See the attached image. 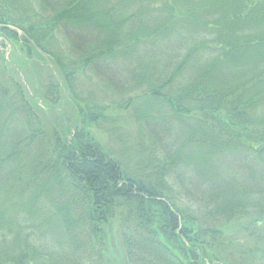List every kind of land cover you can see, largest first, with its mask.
<instances>
[{
    "label": "trees",
    "instance_id": "trees-1",
    "mask_svg": "<svg viewBox=\"0 0 264 264\" xmlns=\"http://www.w3.org/2000/svg\"><path fill=\"white\" fill-rule=\"evenodd\" d=\"M0 264H264V0H0Z\"/></svg>",
    "mask_w": 264,
    "mask_h": 264
},
{
    "label": "rangeland",
    "instance_id": "rangeland-1",
    "mask_svg": "<svg viewBox=\"0 0 264 264\" xmlns=\"http://www.w3.org/2000/svg\"><path fill=\"white\" fill-rule=\"evenodd\" d=\"M4 51H5L6 59H10V56L14 53L13 52V48L11 49V47H9V46L7 48H4ZM44 61L45 62H43V61H38V62H40L41 64L45 65L44 63H46V60L44 59ZM47 64L49 66H51L52 69L54 70L55 75L57 76L56 77V81L62 84L63 94H64L63 96H65V98L70 97L69 93L65 90V87L63 85L62 79L57 74L58 70H56L54 68V66L51 64V62H48ZM46 72H48V73L51 72V69L47 70ZM78 84H79V88L78 89H80V91H83L84 94L87 93L86 90H94V91H96L98 93L99 96H102V94L104 92L102 90V88H100V86L98 87V85L96 83V80L93 79V77L89 73L87 75L80 76L78 78ZM65 102L67 103L66 99H64V105L62 106V108L64 107V109H66L68 112L72 113L73 112V110H71V107H72L71 105L72 104L71 103L65 104ZM111 109H112V111L110 112V114H112V112L117 113V111H114V107H111ZM120 112L124 113V111H120ZM120 127H121L122 132L125 135H128L127 139L129 141L128 142L129 146L131 148H135L136 147V143H137V138H138V135H139L138 125L135 122L131 121L128 117L123 116V118H121V120H120ZM93 131H94L95 134L98 135V137L100 138V140L104 144H109L110 146L116 147V144L113 143V141L110 139L112 136L109 133H107L106 131L97 130V129H95ZM138 157H139V153L137 152V154H135L133 152L131 159L132 160H136Z\"/></svg>",
    "mask_w": 264,
    "mask_h": 264
}]
</instances>
